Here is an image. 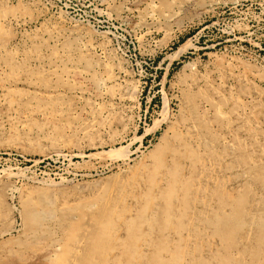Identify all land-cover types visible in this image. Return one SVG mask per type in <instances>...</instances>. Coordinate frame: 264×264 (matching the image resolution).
<instances>
[{"label":"rangeland","instance_id":"1","mask_svg":"<svg viewBox=\"0 0 264 264\" xmlns=\"http://www.w3.org/2000/svg\"><path fill=\"white\" fill-rule=\"evenodd\" d=\"M0 264H264V0H0Z\"/></svg>","mask_w":264,"mask_h":264},{"label":"bare ground","instance_id":"2","mask_svg":"<svg viewBox=\"0 0 264 264\" xmlns=\"http://www.w3.org/2000/svg\"><path fill=\"white\" fill-rule=\"evenodd\" d=\"M113 153H114V152H113ZM99 155H100V154H99ZM99 155H98V156H99ZM112 155H113V154H112ZM96 156H97V155H96Z\"/></svg>","mask_w":264,"mask_h":264}]
</instances>
